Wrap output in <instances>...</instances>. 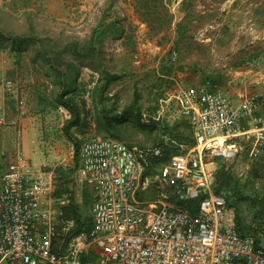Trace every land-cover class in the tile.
Returning <instances> with one entry per match:
<instances>
[{
  "label": "built area",
  "instance_id": "2783aa9c",
  "mask_svg": "<svg viewBox=\"0 0 264 264\" xmlns=\"http://www.w3.org/2000/svg\"><path fill=\"white\" fill-rule=\"evenodd\" d=\"M5 86L16 88L12 79ZM173 96L196 141L158 170L159 145L104 135L82 143L76 186L90 185L94 197L78 231L65 215L70 198L56 195L54 169L33 163L22 147L0 161V264H86L93 253L97 264H264V247L240 232L211 166L246 149L251 158L264 155L263 94L180 85ZM173 197L198 200L197 212Z\"/></svg>",
  "mask_w": 264,
  "mask_h": 264
},
{
  "label": "rangeland",
  "instance_id": "374dc122",
  "mask_svg": "<svg viewBox=\"0 0 264 264\" xmlns=\"http://www.w3.org/2000/svg\"><path fill=\"white\" fill-rule=\"evenodd\" d=\"M176 1H169L170 12L174 14L172 27L158 34L150 32L145 23H124L125 17L117 6L125 8L127 0H99L80 26L76 23L77 12L73 9L70 10V13H75L72 15L73 22H64L57 17H48L44 0H0V28L15 36H51L61 41L56 42L59 46L76 37L86 39L79 43L82 46L90 40V36L94 37L97 49L103 50L102 61L117 77L108 82L101 68L90 65L91 59L80 60L70 51H65L66 55L56 58L65 69L63 76L68 84V96L82 104L85 101L83 114L89 111V118L96 110L95 104H102L101 95L107 96L105 103L114 106L118 112L137 102L136 108L142 109L145 122L153 124L156 121V128L139 124L132 116L125 117L114 128L130 137L125 140L137 145L153 147L165 141L170 146L171 155L154 164L155 170H158L171 156L192 146L189 142L193 137H188V141L181 146L170 140L178 132L189 136L192 134L189 120L182 116L180 105L173 96L178 86L205 85L211 90L227 89L234 94L245 89L256 90L264 97V0ZM133 2L136 7V1ZM109 10L117 11L112 15ZM183 18L186 20L185 29H180ZM114 23L117 28H107ZM120 38H123V43ZM49 42L46 39L45 43ZM41 46L39 42H29L20 48L19 51L26 54L22 58L24 71L20 73L17 86L19 99L32 117L27 126L30 128L28 136L32 144L39 147L32 161L44 168L54 169L59 186L63 181L62 170L76 182L79 159L75 142L65 130L71 111L63 105H51L56 102V94L64 88L48 61L39 55ZM122 46L125 51H118ZM174 54H177V59H173ZM165 60L175 65L171 76L161 72ZM74 67L76 70L72 72L71 68ZM209 76L213 79L204 82L205 77ZM212 80L217 83L212 84ZM37 104L44 110L39 112V118H33L34 113L39 111ZM72 133L80 143L96 135L103 136L94 122L81 130L74 127ZM261 160L251 158L246 149L228 164L237 176L246 180L252 168L256 167L255 163ZM219 162L214 160L211 166L217 170ZM260 171H264V167ZM257 186L262 190L260 182ZM86 187L90 185H75V200L89 215ZM90 191L93 195L94 191ZM241 209L251 220L258 207L244 202Z\"/></svg>",
  "mask_w": 264,
  "mask_h": 264
},
{
  "label": "trees",
  "instance_id": "16d2710c",
  "mask_svg": "<svg viewBox=\"0 0 264 264\" xmlns=\"http://www.w3.org/2000/svg\"><path fill=\"white\" fill-rule=\"evenodd\" d=\"M136 1V11L140 15V19L143 23L147 24L150 32L153 34H158L172 27L174 23V14L170 12L169 1L170 0H135ZM185 18H183L180 22L179 28L183 29L186 25ZM185 29V28H184ZM9 34L5 33L3 30H0V36L6 38ZM12 39L14 40L13 46H17L19 49L22 45L29 42H39L41 43L42 50L40 53L44 55V58L48 61L50 65V69L58 75V80L61 82L62 87L64 88L61 92L56 94V102H52L51 105L58 107V105H63L67 107L71 111V117L67 120L65 124L66 134L75 142L76 152L78 155V163L77 166L80 165L79 153L81 149L82 143L78 140L76 136L72 133V128L76 127L78 129H84L91 125V123H95L96 128L99 132H102L104 136L109 134L112 137H116L119 139H130L129 136H126L121 131L115 129V124L122 122L125 117H133L139 124L145 125L150 129L156 128V121H153V124H147L143 117V111L141 108H136L137 102L128 106L122 112H118L114 106H109V104L105 103L107 101V96L101 95L100 102L95 104V112L92 117L89 118V111L86 112V115L83 114L85 112V101L82 104L77 101L74 97L68 96L69 89L67 88L68 84L64 79V74L62 73L61 66L57 61L58 58H55L53 55L61 54L65 51H70L73 54H77L82 56L83 59H91V66L94 68H101V72L103 77L108 82L112 78H116L117 76L114 73H111L107 68L106 64L102 61V52L103 50H98L95 46L97 42L94 37L93 40L87 42L86 44L80 46L78 43L68 42L63 46H59L57 43L50 41L48 44L45 43L44 39L41 41L35 39L36 37L28 36L32 38V41L26 40L22 38V36H15L14 34H10ZM28 38V39H30ZM175 70V65L170 60H165L163 62V66L161 69L162 74L166 76H171L173 71ZM204 82L210 81L213 79L209 77H205ZM212 84H216V80H212ZM105 90V87H103ZM137 101V100H136ZM101 106V107H100ZM186 118V117H184ZM190 123V128L192 130L191 136L189 134L185 135L183 132H178V134H173L174 136L170 138L171 141L177 142V145L181 146L182 143L188 141V137H193L189 145L195 144V133L193 129L192 121L188 118ZM93 121V122H92ZM127 141V140H125ZM128 142V141H127ZM130 145H134L132 142H128ZM164 152V157L169 156L170 146L163 141L159 144ZM178 146V147H179ZM234 160H223L218 158L219 167L217 169V182H216V192L221 193L226 196L227 201L231 207H233L236 211V221L240 232L244 235H250L255 237L256 243L259 246L264 247V171L262 168L264 167V155L261 157V161L256 164V167L252 168L251 174L248 176L246 180H242L231 165L228 164L229 161ZM60 172V171H59ZM61 177L63 179L62 184L57 186L56 195L59 197L66 196L70 198V203L65 207V215L68 219H76L78 222V226L76 231L82 228L85 223H89V215L85 214L82 210L79 203L75 200V185L76 182L72 181L71 177H69L68 173L65 170H62ZM262 180V181H261ZM260 182L263 185L262 190L259 189L257 183ZM87 188V203L92 204L93 197L90 189ZM177 203L181 206L186 207L192 213L197 212L198 200L187 199V200H178L173 197ZM244 202H250L252 205L257 206L258 210L255 213L253 219L249 220L242 213V204ZM75 232V231H74ZM96 254H91L83 258L84 262L87 263L91 257H95Z\"/></svg>",
  "mask_w": 264,
  "mask_h": 264
},
{
  "label": "crops",
  "instance_id": "0c3cea01",
  "mask_svg": "<svg viewBox=\"0 0 264 264\" xmlns=\"http://www.w3.org/2000/svg\"><path fill=\"white\" fill-rule=\"evenodd\" d=\"M44 1H45L44 7H46V13L49 18L57 17L58 19H61L64 22L72 21L73 20L72 15L75 13L73 14L70 13V10L73 9L74 11L76 10L77 12V14L75 15V17L77 18L76 23H79L78 26H80V23H82L83 18H86L88 16V13L94 10V7L96 6L99 0H44ZM127 1L128 4L127 6L124 5L125 8L122 9V7L117 6L120 12H122L123 16L125 17L124 23L127 22L129 24L130 23L133 24L134 22L137 21L138 23L144 24L136 12V7L134 5L133 0H127ZM181 1L182 0H177L176 2L178 3ZM27 9H33V8H27ZM109 11L112 13V15H115L116 14L115 12L117 10L116 11L109 10ZM112 27L117 28L115 26V23L111 24L110 26L108 25L107 28H112ZM0 30H2V28H0ZM30 37H28L27 35L22 36V38L32 41L31 40L32 38ZM116 37H118V35ZM119 37L121 36L119 35ZM108 38L113 39L112 37H108ZM35 39L39 41H41V39H44V41L48 39V41H52L55 43L58 41L55 38H52L51 36H48L46 38H35ZM89 39H90L89 41L93 40L92 36H90ZM67 41L79 44L85 42L86 39L82 40L76 37L73 40H67ZM120 41H122L123 43V38ZM60 42L58 41V43ZM13 44H14V40L12 39L11 35H8L6 38L0 36V161L1 162L9 161L13 157L15 150L18 147H22V145H23L22 148L24 149L26 155L29 157L31 161H32V156L34 157V154H38L39 152L38 151L39 147L32 144V141L28 136V130H30V128H28L27 126L29 124L28 122H30L32 117L31 115H28L22 100L19 99L20 93L17 86V84H19L20 73L24 71L22 58L24 57L26 52L19 51L20 49L17 46H13ZM119 50L125 51L123 46L119 47L118 51ZM39 55L44 57V55L42 54ZM62 55H66L65 52L53 56H55L56 58L57 56L61 57ZM73 55L75 57H78L80 60L83 59L82 56H79L76 53ZM75 68L76 67H74V69L71 68V71L74 72L76 70ZM61 70L62 73H65V69L61 67ZM9 79L15 81L16 88L14 90V93L9 92L6 89L5 83L6 80ZM220 91H227V89H220ZM245 91L248 90L245 89L244 91H240L237 94L238 95L242 94ZM38 107H39L38 109L39 111L34 113L33 118H39V115L41 114L39 112L41 111V109H43V107L40 108L39 105ZM32 162L38 164L36 161L35 162L32 161ZM94 256L95 257H91L86 264H97L96 261L98 256L97 254Z\"/></svg>",
  "mask_w": 264,
  "mask_h": 264
}]
</instances>
